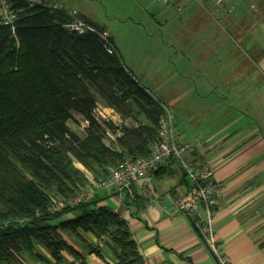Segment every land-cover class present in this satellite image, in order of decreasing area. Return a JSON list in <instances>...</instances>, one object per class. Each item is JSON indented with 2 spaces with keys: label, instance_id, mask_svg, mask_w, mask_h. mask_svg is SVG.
I'll use <instances>...</instances> for the list:
<instances>
[{
  "label": "trees",
  "instance_id": "16d2710c",
  "mask_svg": "<svg viewBox=\"0 0 264 264\" xmlns=\"http://www.w3.org/2000/svg\"><path fill=\"white\" fill-rule=\"evenodd\" d=\"M10 3L15 23L0 19V264H23V254L44 259L39 246L56 264H64L63 253L80 259L65 234L111 243L116 264H145L129 224L99 204L94 182L124 158L150 155L163 103L125 66L112 37L108 44L98 33L71 31L70 18L45 6ZM98 104L114 109L123 123L99 122ZM75 115L83 120L84 136L69 126ZM89 188V200L52 210L55 200ZM122 194L125 206L138 211L150 200L138 192Z\"/></svg>",
  "mask_w": 264,
  "mask_h": 264
},
{
  "label": "crops",
  "instance_id": "0c3cea01",
  "mask_svg": "<svg viewBox=\"0 0 264 264\" xmlns=\"http://www.w3.org/2000/svg\"><path fill=\"white\" fill-rule=\"evenodd\" d=\"M196 1L204 4L206 10L211 9L207 6L208 0ZM177 2L182 12L181 0ZM60 3L68 9L64 1ZM79 13L94 22L88 15L80 11ZM203 14L205 12L199 17L202 24L206 20ZM227 32L226 30L225 33L219 34L211 32V35L200 32L194 33V36L170 33V37L176 46L190 48L191 51L187 60H180V52H177L178 70L181 69L184 71L183 74H188L199 68L204 75L210 74L211 79L218 77L217 87L219 84L224 86L229 99L231 89L233 102L237 103L238 99L242 98L237 97L238 94L247 85L248 56L247 51L246 54L244 52L245 59L241 62L239 56L241 46L231 34H226ZM113 41L116 45L114 39ZM187 57L185 53L182 54V58ZM217 60L219 61L216 62ZM263 60L264 58L261 64ZM214 61L215 73L212 75L209 67ZM255 66L259 68V65ZM261 68L264 69V64L260 67L262 71ZM203 86L215 89L214 85L207 82H204ZM254 86L258 85L255 83ZM144 87L151 92V88ZM193 89L191 85L179 86L176 87L174 94L169 93L163 100L157 99L163 103L165 113L166 110L173 113L174 129L179 140L200 144V148L195 152V162L209 165L213 171L214 182L224 188L213 228L231 263L264 264V129H260L256 116V119L249 116L237 118L236 114L235 116L231 114L224 118L222 110L224 112L225 102L220 97L217 100H209L213 98L210 94L205 97L199 96L197 100ZM212 94H215V91ZM241 94L245 98L247 92ZM260 96L261 92L255 94L251 101ZM201 100H205L204 108L201 106ZM248 102L246 99V103ZM110 109L116 113L114 109ZM213 109L218 111L217 122H213V113L211 114ZM116 115L119 119V115L117 113ZM187 121L194 123L195 127L196 124L201 127L192 131L186 127ZM244 121L246 124L242 126V130H236V124ZM204 126L205 128H202ZM111 136L112 139L115 138L114 135ZM148 182L153 199L143 202L141 211H138L136 206L126 207L123 194L103 189L96 191L98 197L103 198L99 204L112 210L117 209V213L129 224L133 240L144 263L217 264L201 238L197 226L186 215L176 212L191 185L180 166L177 164L167 166L161 172L152 174ZM85 239L86 241L80 240L82 248L66 239L82 255V264H116L117 256L111 243H101L91 234H86ZM88 246L91 249L98 247L100 253L89 251ZM36 249L44 259L23 254L21 257L23 264H56L49 252L40 246ZM63 255L64 264H73L76 261L67 253Z\"/></svg>",
  "mask_w": 264,
  "mask_h": 264
},
{
  "label": "rangeland",
  "instance_id": "374dc122",
  "mask_svg": "<svg viewBox=\"0 0 264 264\" xmlns=\"http://www.w3.org/2000/svg\"><path fill=\"white\" fill-rule=\"evenodd\" d=\"M61 1L65 2L68 9L88 15L100 27L107 29L116 42L125 66L144 86L151 88V92L157 95L156 98L163 100L169 93L174 94L176 87L191 85L194 87L193 92L197 100L199 96L205 97L210 94L213 98L209 100H217L220 97L225 102L224 112L222 110L224 118L231 114L233 116L236 114L237 118L256 116L260 129H264V69L260 70L264 64V60L261 64L264 58V0H222L223 7L217 6L214 0H208L207 6L211 9L207 10L204 4L201 3L203 7L196 0H181L182 12L177 9L179 5L177 0L169 4L159 0ZM202 12H205L203 17H206L203 24L199 18ZM225 30L228 31L226 34H231L240 44L241 62L245 59L244 52L246 54L247 51L248 56L247 85L238 94L237 97L242 98L238 99L237 103L233 102L231 89L229 99L225 87L221 84L217 87L218 77L211 79L210 74L204 75L199 68L188 74H183L184 71L181 69L178 70L177 52H180V60H187L191 51L190 48L176 46L170 37V33L178 36H194V33L200 32L206 35H211V32L225 33ZM183 53L188 57L182 58ZM255 65H259V68ZM209 71L212 75L215 73V61L209 67ZM204 82L214 85L215 89L204 87ZM255 83L258 86H254ZM213 91L215 94H212ZM244 91L247 92L245 98L241 94ZM259 92L261 96L251 101V98ZM204 105L205 100H201L202 108ZM212 113L213 122H217L218 111L213 109ZM75 118L77 121H70L69 126L75 133L84 136L80 123L83 120L78 115H75ZM120 120V117L116 119L119 125L123 123ZM245 124L246 121L237 123L236 130H242ZM193 125L195 124L186 122V127L192 131L201 127L197 124L196 127ZM64 237L80 246V240L74 236L65 234Z\"/></svg>",
  "mask_w": 264,
  "mask_h": 264
},
{
  "label": "built area",
  "instance_id": "2783aa9c",
  "mask_svg": "<svg viewBox=\"0 0 264 264\" xmlns=\"http://www.w3.org/2000/svg\"><path fill=\"white\" fill-rule=\"evenodd\" d=\"M22 1L31 6L41 5L63 12L71 20L68 24V28L71 31L78 34L95 32L105 42L110 44L109 39L111 36L107 31L99 33L94 27L80 18L78 11L65 9L60 3L61 0ZM159 1L167 4L174 2V0ZM214 2L219 7H223L224 5L222 0H214ZM12 8L10 0H0V19L5 25L12 26L15 23L16 14ZM177 9L181 11V6L178 5ZM107 50L111 54L113 51L112 46L110 47L109 45ZM94 116L99 122L103 120L116 122L118 118L113 110L101 104L95 107ZM109 136L113 138V136ZM199 148L200 144L198 142L179 140L174 129L173 113L170 110H166L165 116L160 122L158 140L154 144L150 155L134 159L131 157L124 158L111 171V174L107 178L95 181V187L115 191L119 194L128 192L132 196L134 192H138L140 195L151 200L153 199V192L148 182L149 177L169 166L171 162H175L191 182L186 197L178 205L176 212L186 215L197 226L201 238L217 264H232L213 228L219 200L223 196L224 188L221 184L214 182L213 171L209 165L195 162V152ZM94 188L79 191L69 200H55L52 210L61 211L89 200L94 194ZM113 211L117 213V209ZM75 260L73 264H82V258Z\"/></svg>",
  "mask_w": 264,
  "mask_h": 264
}]
</instances>
